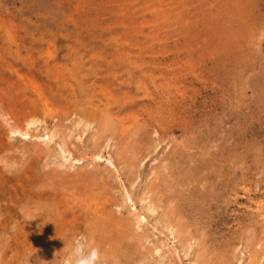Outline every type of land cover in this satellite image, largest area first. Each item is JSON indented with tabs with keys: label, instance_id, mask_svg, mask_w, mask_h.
Instances as JSON below:
<instances>
[{
	"label": "rangeland",
	"instance_id": "obj_1",
	"mask_svg": "<svg viewBox=\"0 0 264 264\" xmlns=\"http://www.w3.org/2000/svg\"><path fill=\"white\" fill-rule=\"evenodd\" d=\"M0 151V264H264V0H0Z\"/></svg>",
	"mask_w": 264,
	"mask_h": 264
},
{
	"label": "bare ground",
	"instance_id": "obj_2",
	"mask_svg": "<svg viewBox=\"0 0 264 264\" xmlns=\"http://www.w3.org/2000/svg\"><path fill=\"white\" fill-rule=\"evenodd\" d=\"M54 76H55V74H53ZM25 75H23V77H24ZM22 78V77H21ZM27 78V77H26ZM50 78V77H49ZM23 79H25V78H23ZM52 79V78H51ZM54 79V78H53ZM52 79V80H53ZM7 80V79H6ZM13 80V79H12ZM50 80V79H49ZM24 81V80H23ZM35 82L36 80H32V82ZM22 82V81H21ZM47 82V81H46ZM16 83V82H15ZM18 83V82H17ZM23 83V82H22ZM19 84V83H18ZM36 84V83H35ZM53 84V83H52ZM15 85V84H14ZM17 85V84H16ZM22 85V84H21ZM33 85V84H32ZM31 85V86H32ZM37 85V84H36ZM49 85V84H48ZM15 87V86H14ZM19 87V86H18ZM17 87V88H18ZM37 87V86H36ZM36 87H34V88H36ZM46 87V86H45ZM22 88V87H21ZM47 88V87H46ZM45 88V89H46ZM19 89V88H18ZM37 89V88H36ZM44 89V90H45ZM20 90H22V89H20ZM16 91H17V89H16ZM37 91H39V90H37ZM55 91V90H54ZM41 92V91H40ZM61 93V92H60ZM90 93V92H89ZM18 98V97H17ZM42 98V97H41ZM66 99H67V96L65 97ZM77 98V97H76ZM15 99V98H14ZM42 99H44V98H42ZM65 99V100H66ZM17 100V99H16ZM15 100V101H16ZM107 100V99H106ZM19 101V98H18V100L16 101V102H18ZM15 102V103H16ZM24 102L26 103V100H24ZM24 102H22V103H24ZM15 103L13 104V106L15 105ZM21 103V102H20ZM19 103V104H20ZM24 103V104H25ZM50 103H51V101H50ZM27 105H28V103H26ZM11 107H13L12 105H10ZM16 106H18V105H16ZM21 106V105H20ZM19 106V107H20ZM51 106V105H50ZM18 107V108H19ZM25 107V106H24ZM24 107H23V109L21 110V111H23L24 110ZM36 107V106H35ZM72 107V106H71ZM16 108V107H15ZM30 108V107H29ZM48 105H46L45 103L43 104V109H44V113H46L47 111H48ZM17 111H18V109H16ZM25 110H27V109H25ZM30 110V111H29ZM115 110V109H114ZM28 111H29V114L27 113V116H26V114H25V116H23V117H25V118H23L24 119V121H23V119L21 120V122H23V123H16V121L14 122V123H12V124H10L9 123V121H7V119H6V121L5 122H7L8 124H9V128H8V133L10 134H12V135H19V137L20 136H23V137H25L26 139H31L32 137L34 138V136L30 133V128H31V126H35V124L39 121L37 118L40 116H37V110L35 109V108H31V109H28ZM28 111H26V112H28ZM60 111V110H59ZM9 112H10V110H9ZM9 112H8V114H9ZM12 112H13V110H12ZM23 112H25V111H23ZM121 112V111H120ZM14 113V115H15V111L13 112ZM20 113V112H19ZM19 113H18V115H19ZM58 113V112H57ZM73 113V112H72ZM72 113H71V115H72ZM2 114V113H1ZM107 114V113H106ZM3 115V114H2ZM20 115H21V113H20ZM19 115V116H20ZM59 115V114H58ZM60 115H61V113H60ZM58 116L59 118L61 117V116ZM71 115H70V117H71ZM3 116H5V117H7V115H3ZM9 116V115H8ZM12 116V115H11ZM16 116V115H15ZM14 116V117H15ZM53 116V115H52ZM55 116V115H54ZM102 116V115H101ZM101 116H99L100 118H101ZM103 116H104V118L102 117V120H101V123H100V126H102L104 129H110V128H112L113 127V125H114V121H111V119L108 117V114L105 116V114L103 113ZM120 116H121V114H120ZM10 117V116H9ZM17 117V116H16ZM16 117L14 118V119H16ZM22 117V116H21ZM55 117H57V116H55ZM57 117V118H58ZM63 117V116H62ZM118 117V116H117ZM170 117V116H169ZM40 118V117H39ZM47 118V117H46ZM124 118H126V117H124ZM128 118V117H127ZM133 118V117H132ZM60 119H62V118H60ZM135 119V118H134ZM45 120V119H44ZM51 120V119H50ZM63 120H64V117H63ZM68 120V119H67ZM124 120V119H123ZM128 120V119H127ZM41 121H43V119L41 120ZM11 122H13V121H11ZM40 122V121H39ZM76 122V121H75ZM79 122V121H78ZM94 121H88V122H86V124L88 123V124H92ZM115 122H118V121H115ZM25 123V124H24ZM127 123V122H126ZM24 124V125H23ZM38 124V123H37ZM56 124V123H55ZM79 124V123H78ZM81 124V123H80ZM94 124V123H93ZM119 124V123H118ZM116 125V124H115ZM75 126V125H74ZM91 126V125H90ZM117 126V125H116ZM86 128V127H85ZM117 128V127H116ZM115 128V129H116ZM102 129V128H101ZM33 131V130H32ZM96 131V130H95ZM70 132H72V131H70ZM155 132V131H154ZM85 133V132H84ZM130 133V132H129ZM49 134H50V132H49ZM54 134V133H53ZM132 134V133H131ZM35 135V134H34ZM95 135V134H94ZM126 135H128V134H126ZM44 136V135H43ZM47 136V140L49 141V139H51V137H55L54 135H52L51 137L49 136V135H46ZM39 137V136H38ZM37 137V138H38ZM40 138V137H39ZM60 141H63V140H60ZM56 145V144H55ZM61 147V146H60ZM62 148V147H61ZM127 148V147H126ZM50 149V148H49ZM54 149V148H53ZM64 150V149H63ZM22 151V150H21ZM1 153H2V151H0ZM1 153H0V155H1ZM3 153H5V152H3ZM46 153V152H45ZM127 153V152H126ZM128 154V153H127ZM5 156V155H4ZM128 156V155H127ZM1 157V156H0ZM5 158V157H4ZM66 158V157H65ZM97 158V157H96ZM1 159V158H0ZM98 159H99V157H98ZM122 159V158H121ZM14 160V159H13ZM68 160V159H67ZM70 160H76V159H74V158H72V159H70ZM69 160V161H70ZM77 162H78V160H76ZM86 161V160H85ZM123 163V162H122ZM121 164V163H120ZM119 165V164H118ZM119 167V166H118ZM87 168V167H86ZM122 168V167H121ZM78 169V168H77ZM50 171V170H49ZM66 174V173H65ZM94 175V174H93ZM82 178V177H81ZM169 178V177H168ZM55 179H56V177H55ZM59 180V179H58ZM83 180V179H82ZM61 181V180H60ZM53 182V181H52ZM58 182V181H57ZM59 183V182H58ZM173 184V183H172ZM180 187V186H179ZM83 188V187H82ZM73 189V188H72ZM168 190V189H167ZM170 190V189H169ZM146 194H148V193H146ZM149 194H150V192H149ZM101 195V194H100ZM72 196V195H71ZM91 197V196H90ZM90 197H89V199H90ZM92 197H94V196H92ZM157 197V196H156ZM88 198V197H87ZM98 198H101V197H98ZM97 199V198H96ZM73 200V199H72ZM79 200V199H78ZM98 200V199H97ZM102 200H103V197H102ZM151 200V199H150ZM91 203V202H90ZM101 203H103V202H101ZM101 203L99 204L100 206H101ZM169 203V202H168ZM177 203V202H176ZM61 204V203H60ZM105 204V203H104ZM145 205H147V204H145ZM149 205H151V201H150V204H148V206ZM153 205V204H152ZM151 205V206H152ZM66 206V205H65ZM86 206V205H85ZM91 206V205H90ZM103 206V205H102ZM105 206V205H104ZM154 206V205H153ZM153 206L151 207V210L153 209ZM88 207V206H87ZM86 207V208H87ZM163 207V206H162ZM167 207V206H166ZM64 208V207H63ZM147 208H149V207H147ZM87 209H89V207L87 208ZM86 209V210H87ZM150 209V208H149ZM162 209V208H161ZM90 210V209H89ZM88 210V211H89ZM156 210V209H155ZM21 211V210H20ZM153 211H154V209H153ZM152 211V212H153ZM166 211V210H165ZM32 212V211H31ZM96 212V211H95ZM163 212V211H162ZM168 212H169V210H168ZM93 213V212H92ZM98 213V212H97ZM96 213V214H97ZM100 213H102V212H100ZM96 214H95V216H96ZM93 215H94V213H93ZM88 216H90V215H88ZM97 216H98V214H97ZM141 216V215H140ZM168 216V215H167ZM25 217V216H24ZM98 217H96V219H97ZM104 218V217H103ZM144 218V217H143ZM91 219H92V217H91ZM100 217H99V222H103V221H105V220H103V221H100ZM133 220V219H132ZM139 220V219H138ZM86 221V220H85ZM89 221V220H88ZM178 222V221H177ZM89 223V222H88ZM92 223V222H91ZM90 223V224H91ZM129 223V222H128ZM94 224H96V223H94ZM91 225H93V224H91ZM134 225V224H133ZM99 226V225H98ZM63 227V226H62ZM92 227V226H91ZM95 228H96V226H95ZM178 229H179V227H178ZM64 230V229H63ZM62 230V228H61V231H63ZM66 230V229H65ZM98 230V229H97ZM101 230V229H100ZM183 231V230H182ZM135 232V231H134ZM26 233V232H25ZM33 234V233H32ZM57 234V233H56ZM62 235H63V233H61ZM100 234V233H99ZM179 234V233H178ZM21 236V235H20ZM43 237H45V236H43ZM60 237H63V236H60ZM59 238V237H58ZM102 238V237H101ZM7 239V238H6ZM18 239V236L16 235L15 236V240H17ZM52 239H54L53 237H52ZM93 241V240H92ZM40 243V242H39ZM7 244V243H6ZM4 245V244H3ZM16 245H18L17 243H16ZM39 245V244H38ZM6 246V245H5ZM59 246V245H58ZM95 248V247H94ZM42 253H44V252H42Z\"/></svg>",
	"mask_w": 264,
	"mask_h": 264
},
{
	"label": "clouds",
	"instance_id": "obj_3",
	"mask_svg": "<svg viewBox=\"0 0 264 264\" xmlns=\"http://www.w3.org/2000/svg\"><path fill=\"white\" fill-rule=\"evenodd\" d=\"M91 255H92L93 259H95L96 255H97V252H96L95 249L92 250ZM76 264H81V262L80 261H77Z\"/></svg>",
	"mask_w": 264,
	"mask_h": 264
}]
</instances>
